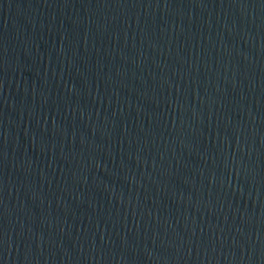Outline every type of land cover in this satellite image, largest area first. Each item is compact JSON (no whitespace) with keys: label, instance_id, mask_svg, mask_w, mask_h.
Wrapping results in <instances>:
<instances>
[{"label":"water","instance_id":"water-1","mask_svg":"<svg viewBox=\"0 0 264 264\" xmlns=\"http://www.w3.org/2000/svg\"><path fill=\"white\" fill-rule=\"evenodd\" d=\"M0 264H264V0H0Z\"/></svg>","mask_w":264,"mask_h":264}]
</instances>
